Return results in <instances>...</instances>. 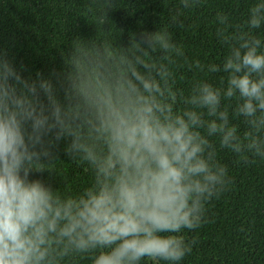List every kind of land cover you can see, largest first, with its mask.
Here are the masks:
<instances>
[{"label":"clouds","instance_id":"9594fccd","mask_svg":"<svg viewBox=\"0 0 264 264\" xmlns=\"http://www.w3.org/2000/svg\"><path fill=\"white\" fill-rule=\"evenodd\" d=\"M216 25L227 49L218 62L187 58L165 28L127 47L70 45L56 84L0 57V264H180L190 244L179 233L200 225L228 183L217 146L264 161V0L243 24L217 12ZM178 61L218 78L181 89ZM61 140L87 165L74 195L29 180Z\"/></svg>","mask_w":264,"mask_h":264},{"label":"trees","instance_id":"16d2710c","mask_svg":"<svg viewBox=\"0 0 264 264\" xmlns=\"http://www.w3.org/2000/svg\"><path fill=\"white\" fill-rule=\"evenodd\" d=\"M252 3L198 0L183 9L179 0H0V57L22 77L56 84L67 71L70 45L96 39L127 47L134 34L165 28L187 58L218 62L227 49L215 35L216 13L243 24ZM105 9L106 16L101 15ZM260 34L264 37V29ZM178 64L181 89L197 78H218L189 72L183 61ZM66 143L61 140L53 149V162L42 157L44 169L31 170L29 180H40L60 195H74L88 184L89 175L85 163L65 155ZM216 159L226 166L228 183L206 203L200 225L179 233L190 244L180 264H264V161L218 146ZM70 264L90 262L76 257ZM141 264L165 262L146 257Z\"/></svg>","mask_w":264,"mask_h":264}]
</instances>
